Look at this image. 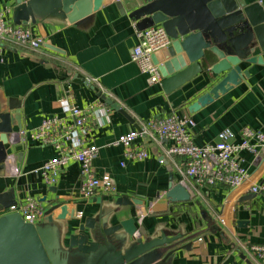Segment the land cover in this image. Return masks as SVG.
<instances>
[{
	"label": "crops",
	"instance_id": "1",
	"mask_svg": "<svg viewBox=\"0 0 264 264\" xmlns=\"http://www.w3.org/2000/svg\"><path fill=\"white\" fill-rule=\"evenodd\" d=\"M237 1L257 4L264 15V0ZM131 2L103 0L95 27L89 31L45 22L28 24L33 36L41 40L39 48L3 49L0 97L19 104L20 131L33 130L54 116L65 117L70 106L81 108L97 98L103 101L101 94L139 128L149 118L166 116L171 110L191 118L194 126L189 132L198 146L215 143L218 133L225 129L233 133L235 144L241 141V131L246 127L264 134V51L254 52L261 58V65H241L248 78L212 103L190 112L188 107L207 92L213 81L196 77L169 94L164 93L160 83L148 84L147 77L131 61L135 23L121 12L130 9ZM5 6L13 8L14 0H0V9ZM94 111L86 120L85 134L65 117V124L71 127L67 147H76L79 140L98 148L92 164L94 174L108 179L116 188V195L105 196L102 202L107 213L112 211L113 224L132 218L144 237L157 231L185 234L183 243L193 241L191 250L180 251L174 264H261L248 248L264 245V195L250 192L264 179V152H239L237 157L247 178L238 188L217 185L195 189L193 182L187 181L190 201L171 203L166 193L170 173L172 183H177L175 165L180 164V158L166 154L170 142L141 134L134 145L145 149L148 158L126 159L124 148L115 142L135 131L134 125L105 102ZM19 139L13 137L17 144ZM8 152L15 155L16 173L4 172L0 192L14 189L17 204L31 198L46 211L50 204L62 203L77 208L81 220L96 214L101 194L88 202L81 200L76 162L63 168L55 185L46 186L37 171L55 156L52 147L23 136V142ZM17 154H22L20 161ZM117 196L136 199L139 204L116 207L113 213L112 202Z\"/></svg>",
	"mask_w": 264,
	"mask_h": 264
},
{
	"label": "water",
	"instance_id": "2",
	"mask_svg": "<svg viewBox=\"0 0 264 264\" xmlns=\"http://www.w3.org/2000/svg\"><path fill=\"white\" fill-rule=\"evenodd\" d=\"M103 0H14L11 19L14 25L45 22L89 31L95 27ZM123 14L138 31L160 25L171 43L151 56L158 67L160 85L169 94L196 77L210 83L188 107L190 112L212 103L248 78L242 64L261 65L254 56L264 51V15L257 4L237 0H132ZM50 50H55L51 46ZM99 97L121 113L135 130L140 128L108 98ZM19 104L0 97V178L8 171L9 150L19 146L13 136L21 130ZM16 127L17 131L14 130ZM22 154H17L20 161ZM166 198L171 203L188 202V190L170 183ZM45 201V200H43ZM97 199L96 214L77 217V208L52 203L37 224L23 221L17 212L0 215V264H174L180 251H190L192 242L183 243L185 234L157 231L141 236L135 220L112 223V211ZM14 189L0 192V212L16 206ZM116 207L138 205L136 199L117 196Z\"/></svg>",
	"mask_w": 264,
	"mask_h": 264
},
{
	"label": "built area",
	"instance_id": "3",
	"mask_svg": "<svg viewBox=\"0 0 264 264\" xmlns=\"http://www.w3.org/2000/svg\"><path fill=\"white\" fill-rule=\"evenodd\" d=\"M11 13L10 6L0 9V58L6 47H26L35 51L41 45V40L33 36L28 24L22 26L13 24ZM133 36L135 43L131 50V61L137 64L139 72L147 77L148 84H159L162 78L158 67L152 63L151 56L169 46L170 38L160 25L142 31H138L134 25ZM103 105L104 102L97 98L91 104L81 108L70 106L66 110L65 117L73 122L74 128H79L85 134L87 118L95 113L96 107ZM65 117L48 118L39 127L28 132L19 131L13 137L27 136L35 142L53 148L55 156L37 171L46 186L55 185L63 168L73 161L79 166V192L82 201L88 202L99 194L103 197H114L116 188L112 182L106 178L96 177L93 171L92 164L97 158L98 148L79 140L76 142V147H67L71 127L65 124ZM193 126L194 122L191 118L180 116L171 110L166 116L149 118L140 128V132L135 130L122 135L115 144L124 148L126 159L142 161L148 158V153L145 149L134 145L141 134L170 142L171 145L166 154L180 158V164L175 165V172L179 177L177 183L183 185L188 191L190 189L187 188V181L193 182L195 189L211 188L217 185H225L229 188L241 186L247 178V172L237 155L241 151L254 155L263 153L264 134L259 130L246 127L241 131V141L235 144L232 142L233 133L225 129L218 133L215 143L198 146L193 142L189 132V128ZM16 143L13 141L12 144ZM14 159L15 155L9 153L8 171L15 174ZM250 192L255 195H264V179L259 184L253 185ZM10 212L19 213L24 222L33 225L44 219V209L31 198L26 199L24 203L9 207L0 212V215ZM248 250L259 259L261 264H264V245L250 246Z\"/></svg>",
	"mask_w": 264,
	"mask_h": 264
}]
</instances>
